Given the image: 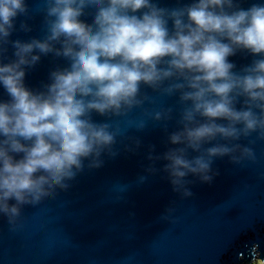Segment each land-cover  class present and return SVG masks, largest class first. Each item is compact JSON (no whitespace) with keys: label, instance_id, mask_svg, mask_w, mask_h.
<instances>
[{"label":"clouds","instance_id":"obj_1","mask_svg":"<svg viewBox=\"0 0 264 264\" xmlns=\"http://www.w3.org/2000/svg\"><path fill=\"white\" fill-rule=\"evenodd\" d=\"M86 9L91 23L81 19ZM39 11L43 38L11 40L17 17L28 16L29 7L26 0H0V85L9 97L0 100V215L10 225L23 206L70 187L85 160L88 168H99L102 154H117L111 123L94 122L91 114L117 117L140 107L149 99L142 86L176 95L180 105V127L168 135L170 144L180 146L148 157L166 161L173 191L192 195L184 179L189 174L211 182L213 158L255 160L249 146L254 141H236L253 133L264 140V5L244 9L238 0H192L165 8L154 0H42ZM20 28L31 30L26 21ZM9 45L12 58L4 62ZM238 50L261 58L233 71L228 58ZM48 54L65 58L68 66L51 70L42 90H32L24 82L26 69ZM172 112L162 107L151 118L167 120ZM217 138L226 143H211ZM189 149L198 155L188 158Z\"/></svg>","mask_w":264,"mask_h":264},{"label":"water","instance_id":"obj_2","mask_svg":"<svg viewBox=\"0 0 264 264\" xmlns=\"http://www.w3.org/2000/svg\"><path fill=\"white\" fill-rule=\"evenodd\" d=\"M154 2L173 8L192 0ZM26 3L29 14L17 17L11 40L45 34L39 11L42 0ZM238 3L247 9L254 3L264 5V0ZM85 12L81 19L91 23V10ZM21 21L31 30H21ZM168 27L171 30V21ZM12 51L9 45L4 62L12 58ZM259 58L238 50L228 59L236 66L233 71L239 72ZM68 63L63 57L42 55L26 69L25 85L42 90L50 71ZM142 90L149 99L122 116L91 114L94 122H109L117 133L112 145L115 156L102 154L99 168H88L85 160L84 169L68 181L70 187L57 188L54 197L34 206H23L14 224L0 215V264H250L256 257L264 261V140L253 133L236 141L245 145L254 141L249 145L254 161L238 164L228 156L213 158L216 174L211 182L192 174L184 177L192 195L183 197L173 191L163 170L166 161L148 158L180 146L168 142V135L180 127L177 96H161L144 86ZM7 99L0 85V100ZM162 107L173 109L171 118L152 119V112ZM142 122L144 127L138 129ZM216 142L226 143L219 138L211 143ZM195 155L188 150V158Z\"/></svg>","mask_w":264,"mask_h":264},{"label":"rangeland","instance_id":"obj_3","mask_svg":"<svg viewBox=\"0 0 264 264\" xmlns=\"http://www.w3.org/2000/svg\"><path fill=\"white\" fill-rule=\"evenodd\" d=\"M250 264H264V261H261L259 258H254Z\"/></svg>","mask_w":264,"mask_h":264}]
</instances>
